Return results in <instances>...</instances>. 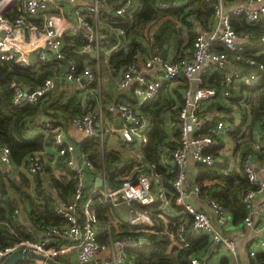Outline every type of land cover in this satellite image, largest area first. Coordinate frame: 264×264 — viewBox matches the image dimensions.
<instances>
[{"label":"built area","instance_id":"1","mask_svg":"<svg viewBox=\"0 0 264 264\" xmlns=\"http://www.w3.org/2000/svg\"><path fill=\"white\" fill-rule=\"evenodd\" d=\"M236 1L240 5L227 12L223 8L222 0H216L213 4L210 27L205 30L195 28L191 49L177 58L162 60L158 53L146 55L136 50L125 64L113 67L108 55L118 52L127 54L133 41H127L126 37L129 34L132 36L139 32L150 48L153 35L161 23L159 20L144 29L133 27L127 33L118 21L110 22V17L122 18L138 11L141 7L138 0H0V60L23 68L31 66L36 68L37 63L49 62H55L56 66L60 67L64 37H80L84 42L72 50L79 59L78 62L69 61L62 72L52 70L50 75L36 86H27L23 83L26 88H33L31 93L24 91L19 80L12 81L11 103L14 107L22 108L41 99V96L44 98L48 91L58 88L61 82L78 84L84 92H89L91 87L100 85L103 65L108 71L116 73L118 90H132L135 105L123 101L104 104L99 92L95 94L93 104L88 106L85 112L69 119L70 124L84 139H96L100 147H103L110 132L101 124L104 113L118 121V132L123 142L133 143L134 136L142 135L150 126V121L139 109L140 106L155 99L165 84L179 79L184 82L181 103L172 106L164 114L168 129L176 133L177 142L176 147L170 152L169 159L172 166V177L168 180L170 195L174 197L173 203L181 208L189 220L190 236L196 238L209 236L213 243L223 246L233 257L237 249L235 241L223 236L218 230L219 226L227 221L229 212L208 194L201 193L200 188L193 183L194 169L189 173V167H195L197 164L202 166L218 164L219 136L231 130L230 125L224 120L211 122L213 115L205 112L203 105L212 103L219 96L223 99L230 98L235 86L254 88L264 74V64L245 52V43L252 35L235 31L231 24L232 17H240L247 24L261 21L264 18V0ZM178 2L179 0H154V8L158 11H168L175 8ZM254 3L256 8H252ZM100 25H103L104 31L108 30V33H102ZM105 45L107 49L104 51ZM217 46H222L224 52L217 50ZM103 55L106 58L102 63ZM229 61L241 64L249 70L247 72H241L237 68L228 70ZM141 65L151 69L159 66L161 76L145 77L139 72ZM215 72H219V76L214 78L213 82H218L220 95L215 88L204 86L201 77L214 75ZM259 123L264 126V116ZM41 128L45 136L50 134L49 142L56 148V157L62 158L74 181L69 196L61 203L54 204L55 214L62 217L65 223L41 224L37 231L31 225L25 226L30 238L0 248V261L14 250L25 247L54 259L73 249L76 252L77 264H86L94 261L98 253L110 246L116 249L103 264H124L127 260L125 250L129 244L134 242V246H141V242L126 236L117 239L109 237L108 244L99 242L92 202L97 200L102 204L107 200L117 199L129 207L132 204L146 207L159 203L161 216L163 206L171 203L167 195L169 191L160 180L154 179L151 171L144 170V165L135 158L138 164L135 166L137 172L133 178L126 176L125 180L112 190H107L105 183L101 187L93 186L84 200L86 173L93 170L92 163L84 153L75 151L59 124L44 120ZM254 149L259 156L264 157V148L256 144ZM159 153L162 157L166 156L167 150L164 146L159 147ZM251 159V153H246L242 159L250 185L241 197L246 208V215L243 218L246 226H251L252 217L258 214V210L253 206V200L257 192L264 188V182L249 164ZM43 169L40 152L28 154L22 165H16L10 158L9 147L0 142V171L7 178H17L19 174L38 175ZM259 170L264 172V166ZM98 174L104 178L103 171ZM227 174V171L223 172V175ZM190 196L203 199L210 215L190 202ZM17 214L18 210L15 209L12 219L15 220ZM128 216L131 225L144 224L149 228L153 226L148 209L131 210ZM260 231L262 233L260 249L264 252V222L260 225ZM59 238L67 239L70 245L54 248L52 243ZM254 254L253 251L249 252L250 256ZM17 264L44 263L27 260ZM190 264H201V261L193 257Z\"/></svg>","mask_w":264,"mask_h":264},{"label":"trees","instance_id":"2","mask_svg":"<svg viewBox=\"0 0 264 264\" xmlns=\"http://www.w3.org/2000/svg\"><path fill=\"white\" fill-rule=\"evenodd\" d=\"M138 1L141 3L138 11L131 16L122 18L110 17V22L118 21L128 33V30L133 27L144 29L149 24L159 21L166 15V12L170 14L178 12L176 9L156 10L154 0ZM187 5H192L191 12L198 17H203L205 22H208L212 16L213 6L206 0H188ZM236 18H231V24L235 31L252 35L250 40L245 43V52L253 55L259 62L264 64V43L261 39L264 35V26L258 22L247 24L240 17L238 18L240 20ZM135 36L137 35L135 34ZM192 40L193 37L189 39L188 45L192 44ZM83 43L80 37H64L63 59L60 62V67H57L55 62H49L37 63L35 64L36 68L34 66L23 68L0 60V142L9 147L10 158L14 164L19 165L25 161L28 154L42 151L44 146L49 143L50 134L46 136L42 133L31 134L32 126H41L42 123H37L40 117L45 116L50 122L58 124L59 114L71 118L76 114L85 112L86 109L82 108L81 102L78 100V92L72 93V90L67 88L55 89L34 103L16 108L11 103V82L19 80L27 86L40 84L43 79L50 75L52 70L63 71L69 61L78 62L79 59L73 54L72 50L75 46L78 47ZM172 43L180 46L179 32L170 20H163L153 35L152 48L156 49L155 51L158 53L163 46H169ZM135 45L136 42L133 40L125 55L123 52L110 55V64L113 67H118L129 61L131 54L138 50V48L134 49ZM217 50L222 51L223 47L217 46ZM261 50L260 55L254 54ZM218 76L219 72H215L213 78ZM262 79L260 88L264 89V74ZM204 85L215 88L217 94H221L217 81H206ZM168 94L160 92L155 99L146 101L140 106V110L150 121V126L144 132L141 151L146 162L153 167L154 172L163 177L164 187L169 191L167 195L171 196L168 180L172 177V174L163 175L165 172L164 157L159 153V147L164 146L167 150L166 156L169 158L170 152L177 145L174 131L171 133V140H167L164 114L175 105V100ZM87 103L92 105L93 101ZM252 115L253 121L264 116V92L257 99L256 106H253ZM80 151L86 155L95 171H103L107 190L116 188L125 180L126 176L133 178L136 175L137 169H135V166L138 161L135 158L122 159L116 152L107 151L105 148L101 150L96 139L84 141L80 145ZM220 169V165H195L193 183L200 188L201 193L208 194L218 204L222 205L230 213L233 222L237 223L246 215V208L241 201V197L250 188V185L243 164L240 165L238 171H232L224 176L219 173ZM46 173L48 175L47 170ZM69 174L70 180L65 184L66 186L53 180V185L59 189L61 188L64 194L71 193L73 189L74 181L71 178V172ZM204 181H211V184L204 185ZM34 182L33 192H30L27 178L24 176L7 178L0 171V248L10 246L21 239L30 238V235L25 231V225L12 219L15 209H23L22 211L25 213L24 221L29 223L36 231L39 230L41 224L63 225L65 223L62 217L55 214V201L46 193L42 180L38 175L34 176ZM170 199L171 204H173L174 197L172 196ZM99 205V203L94 204L100 218ZM151 206H146L144 209L149 210L152 208ZM150 214L153 220L152 227H133L130 231H125L122 234V237L126 236L134 240L136 237L146 239V243L140 247H129L125 250L127 258L125 264H190L191 258H199L197 255L199 249H204L206 242L203 238H193L188 234L189 220L186 216L180 220L166 218L167 221L164 222L160 218L162 215L158 217L157 211L151 210ZM63 240L67 239H60L59 244H67ZM169 245L172 246V253L167 254L166 250ZM58 260L62 264H66L62 257H59Z\"/></svg>","mask_w":264,"mask_h":264},{"label":"crops","instance_id":"3","mask_svg":"<svg viewBox=\"0 0 264 264\" xmlns=\"http://www.w3.org/2000/svg\"><path fill=\"white\" fill-rule=\"evenodd\" d=\"M86 1V0H85ZM188 0H179V4L170 10H178L175 13H168L160 19L161 23L163 20H170L176 30L179 32L180 36V46L176 43H172L169 46H166V60L175 59L178 56L182 55L184 52L191 49V45H188L189 39L193 37L194 29H207L210 27L212 22V16L208 20V22L204 21L203 17H198L197 15L193 14L191 10L193 9L192 5H187ZM213 6L209 0H206ZM223 8L229 12L234 7L239 6L240 3L236 0H222ZM256 4H252V8H256ZM170 12V11H169ZM238 19V18H236ZM240 20V19H238ZM160 23V24H161ZM258 23L264 26V18L259 21ZM149 24L148 26H150ZM100 31L102 33H108V30L104 31V26L100 25ZM135 35L129 34L126 38L127 41L134 40L136 45L134 49L138 48V52L141 54L150 55L156 53V49L146 45V41L143 37L138 33ZM262 42L264 43V35L261 37ZM164 47V46H163ZM107 49L105 45L104 51ZM162 50V49H161ZM264 51V50H263ZM161 52V51H160ZM158 52V54H160ZM224 52V49L221 51ZM262 50L254 53L256 55H260ZM112 55V54H110ZM108 55V59L110 58ZM160 56V55H159ZM104 55L101 56V61L103 63ZM233 68H237L241 72H247L249 69L241 64L234 63L232 61L228 62L227 69L231 70ZM161 68L159 66H155L153 69L147 68L144 65H141L139 68V72L147 78H159L161 76ZM253 70H255L253 68ZM36 71H38L36 69ZM64 71V70H63ZM256 71V70H255ZM62 72V71H60ZM116 73L108 71L105 66L103 65L101 71V83L100 85L94 86L90 88L89 92H84L83 89L74 83H65L61 82L59 84L58 89H69L72 90V93L78 92V100L81 102V106L83 109H87L88 106L90 107L91 104L87 103L88 101H93L95 99V94L99 93L103 97L104 104L114 102V101H123L128 102L135 105L136 100L132 94V90H118L116 88ZM203 85L205 82H212L214 80L213 75L205 76L201 75ZM262 78L260 79L261 83ZM112 85V88H111ZM184 86V82L179 79L172 83L165 84L163 88L160 90L161 93H169L168 95L171 96L175 100V105H179L181 103V91ZM205 86V85H204ZM261 84L258 86L256 85L254 88H247L243 86H235V89L231 91V97L228 99L220 98V96L214 100L212 103L204 104L203 107L205 112H210L213 117L211 118V122L217 120H224L228 125H230V132L227 134H221L219 136V143H218V150L217 156L220 159V162L216 165H220L221 169L219 173L223 175V172L227 171L228 174L232 171H238L240 165L243 164V156L246 153L252 154V159L250 161V165L252 166L253 170L257 172L258 177L260 180L264 182V172H260V168L264 166V157L259 156L257 151L254 149V145H258L264 148V126L260 125V119H256L253 121L252 110L253 106H256L257 99H259L262 92H264L263 88H260ZM159 92V93H160ZM158 96V95H157ZM93 104V103H92ZM139 108V107H138ZM140 109V108H139ZM60 117L58 118L57 122L61 127V130L65 137L72 143L75 148L76 152L80 151V145L86 141L83 138L82 134L79 133L71 124H70V117H66L64 115L59 114ZM44 120H48L45 116L40 117L37 121L38 124L42 123ZM104 127L110 130L106 140L104 141L103 147H100L101 150L105 148L107 151L116 152L122 159H126L128 157L136 158L141 164L144 165L143 169L147 171H151L153 173V177L156 180H160L161 183L164 185L163 177L156 174L153 170V167L146 162L143 157L141 151V142L144 138V133L140 136H134L133 143H126L123 142L121 139L118 128L119 123L117 120L112 119L111 115L106 113L103 114V120L101 121ZM208 125V123L206 124ZM166 132L168 135L167 140H171V133L173 132L172 129H168L166 124ZM44 134L43 129L41 126H32L31 127V134ZM229 144H232V148L229 147ZM40 155L43 158V171L42 173L38 174L40 179L42 180L43 187L48 195L55 201V203H61L65 200L70 192L64 194L58 187L53 185V180L58 181L66 186L65 184L70 180V170L63 165L62 158L56 157V148L53 146L51 142L47 143L43 150L40 151ZM169 158L165 156L164 160V168L165 172L163 175H167L171 173L172 166L169 163ZM24 162V161H23ZM22 162V163H23ZM20 163L19 165H22ZM194 169V170H193ZM48 171V175L46 173ZM192 172V176H195V167H189V173ZM98 172L95 171L94 167L93 170H88L86 173V189L84 191V200L88 197V194L91 188L95 185V180L97 177H101ZM172 174V173H171ZM227 174V175H228ZM19 176H24L28 180L29 184V191L33 192V188L35 185L34 176L35 175H23L19 174ZM224 176V175H223ZM192 177V179H193ZM46 178V179H45ZM103 178V177H101ZM190 177V182L192 181ZM105 181V177L103 178ZM106 184V182H104ZM204 185H210L211 181H204ZM97 187V186H96ZM101 187V186H100ZM154 190V189H153ZM169 198L171 196H168ZM189 201L192 202L199 210L206 212L210 215V211L206 202L195 196H190ZM264 188L259 190L254 197L253 206L258 210V214H255L252 217V225L246 226L243 223V219L237 223L233 222V219L228 215V219L225 224L219 226V232L226 237L233 239L236 243V255L235 257L231 256L228 251L223 248V246L215 244L212 242L209 236H201L200 238L205 239L206 246L204 249H199V253L197 254L201 264H264V252L260 249V244L262 240V233L260 231V225L264 222ZM95 203H98L97 200L92 202V210L96 216V227H97V240L99 242L108 244L109 237L117 239L122 237V234L125 231H130L133 227L138 226H146L144 224H135L131 225L128 222V215L131 210L142 211L144 206H139L138 204H132L131 207L123 204L117 199L114 200H107L106 202L100 204V218L97 215L96 208L94 206ZM151 206V205H150ZM149 210H155L158 212V217H160V204L155 203L152 204ZM22 208V207H21ZM25 209H27L25 207ZM163 213L162 218L164 222L167 221L166 218H177L178 220L185 217V214L181 210L180 207L176 206L174 203L167 204L163 206ZM23 209H18V214L15 220L22 223L25 226H29V223L24 221L25 213L22 211ZM38 234V232H37ZM189 234V232H188ZM192 237V236H191ZM143 237H136V240H140ZM196 238V237H193ZM59 238L54 240L52 246L54 248L65 247L69 246L70 242L66 241L67 244H59ZM69 242V243H68ZM140 242V241H139ZM144 243H141V245ZM131 247H140L134 246V242L129 244L128 248ZM115 247L108 246L107 250L102 251L97 254L94 261L86 263V264H103L104 260L110 257V255L115 251ZM172 246L169 245L167 248L166 253H172ZM253 251L255 254L253 256L249 255V252ZM75 250L70 249L68 252H65L60 257L66 261V264H77ZM127 262V260H126ZM125 262V263H126ZM124 263V264H125Z\"/></svg>","mask_w":264,"mask_h":264},{"label":"water","instance_id":"4","mask_svg":"<svg viewBox=\"0 0 264 264\" xmlns=\"http://www.w3.org/2000/svg\"><path fill=\"white\" fill-rule=\"evenodd\" d=\"M209 1L213 4L216 3V0H209ZM2 35H3V33H2ZM166 49H167V47L164 46L162 48L160 54H159L160 58L162 60L165 59ZM20 85L23 87V89L26 93H31L33 91L32 87L26 88V86H24L22 82H20ZM50 93H51L50 91L47 92V94H50ZM42 97L43 96H41V98ZM103 184H104L103 178L97 177L95 180V185L97 187H100ZM139 241L141 243H146V239H144V238L140 239ZM27 260L40 261V262H43L44 264H62L58 259L47 257L46 255H44L42 253H37V252H35L31 249L25 248V247L18 248L16 250H14L13 252H11L10 254L6 255L0 264H17L19 262L27 261Z\"/></svg>","mask_w":264,"mask_h":264},{"label":"rangeland","instance_id":"5","mask_svg":"<svg viewBox=\"0 0 264 264\" xmlns=\"http://www.w3.org/2000/svg\"><path fill=\"white\" fill-rule=\"evenodd\" d=\"M137 33H139V32H137ZM111 88H112V85H111ZM104 100H103V98H102V102H103ZM229 147L230 148H232V144H229Z\"/></svg>","mask_w":264,"mask_h":264}]
</instances>
